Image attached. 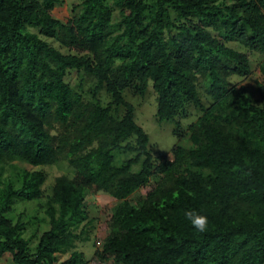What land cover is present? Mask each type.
<instances>
[{
    "label": "trees",
    "instance_id": "obj_1",
    "mask_svg": "<svg viewBox=\"0 0 264 264\" xmlns=\"http://www.w3.org/2000/svg\"><path fill=\"white\" fill-rule=\"evenodd\" d=\"M76 1L61 21L53 14L61 0H0V258L56 264L70 253L61 264H86L74 249L87 239L86 198L105 193L118 204L94 253L101 260L264 264V0ZM253 53L263 56L258 99L230 84L251 73ZM73 74L95 81L89 97L68 82ZM148 88L159 123H174L187 105L202 111L187 126L191 146H174L171 160L152 155L125 98ZM121 154L134 156L116 165ZM61 161L74 175L55 177L45 195L43 168ZM13 162L41 169L5 178ZM152 177L155 186L131 203ZM31 202L43 217L28 210L23 221L16 204ZM193 210L207 231L185 217Z\"/></svg>",
    "mask_w": 264,
    "mask_h": 264
},
{
    "label": "rangeland",
    "instance_id": "obj_2",
    "mask_svg": "<svg viewBox=\"0 0 264 264\" xmlns=\"http://www.w3.org/2000/svg\"><path fill=\"white\" fill-rule=\"evenodd\" d=\"M62 3L55 7L53 14L55 18L66 21L70 16L71 6L76 4V0H61ZM230 46L233 48L244 52L245 49L235 43H231ZM251 62V73L245 78L231 77L230 84L235 85L237 88L245 87L248 92H250L254 99H258L257 93V84L261 82V75L259 72V64L263 60V56L257 53L250 54L249 56ZM68 82L71 86L81 85L82 90L86 97H89L87 94L95 85V81L85 75L77 76L73 74L69 77ZM198 90L200 93V98L204 107H208L211 104V99L206 93V88L204 86L203 80L198 79ZM97 97L103 105L109 103V97L104 90H100L97 93ZM126 100L131 103L135 108V122L139 125L147 134L149 143L148 147L152 152L154 157H157L160 154H165L171 160V149L174 146H183L188 148L191 146L189 140V133L187 131V126L190 123L196 121V119L202 115V111L191 105H187L185 110L180 113L175 122H162L159 123L156 120V97L151 88L145 92L143 96H138L132 94L130 91L125 92ZM174 130L177 131V135H174ZM133 154H121L118 155L115 161L116 165H119L121 162L126 159L132 158ZM16 168L10 167L8 165L4 166L5 173L3 176L5 178L12 176L15 177L17 170L24 169L27 171H36L41 169V167H32L21 162H13ZM47 172V179L44 184V193L48 195L50 192V187L54 183L55 177L59 175H66L69 178H72L74 175V170L66 163L59 162L52 166L43 168ZM138 167H134L133 170H137ZM158 177H152L150 181L132 194L128 200L131 203H136L138 200L145 198L147 192L151 190L157 181ZM45 198L40 202L43 203ZM118 204V201L111 198L108 194L105 193H91L86 198V211L88 215V220L84 223L86 225V240H79L75 242V250L83 254L86 264H113L111 260H101L95 257V250L99 249L102 239L106 236L108 232V223L112 214V209ZM18 211L25 210V216L23 221H28L27 216L30 217L28 210H36V216L39 219H42L43 212L40 211L37 207V203H19L16 204ZM33 212L34 215L35 212ZM47 223H42L36 229H38V234L42 231L47 230ZM35 230L34 227H29L26 229L25 237L28 238L32 232ZM36 240H32L30 246H34ZM70 253L66 254H57V263L61 264L66 261ZM0 264H12L11 256L5 254L0 258Z\"/></svg>",
    "mask_w": 264,
    "mask_h": 264
},
{
    "label": "clouds",
    "instance_id": "obj_3",
    "mask_svg": "<svg viewBox=\"0 0 264 264\" xmlns=\"http://www.w3.org/2000/svg\"><path fill=\"white\" fill-rule=\"evenodd\" d=\"M185 217L190 221L192 227L199 233H203L208 229V219L205 215L196 211L185 212Z\"/></svg>",
    "mask_w": 264,
    "mask_h": 264
}]
</instances>
